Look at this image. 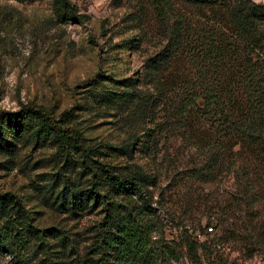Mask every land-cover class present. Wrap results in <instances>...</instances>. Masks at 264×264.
<instances>
[{
	"label": "rangeland",
	"instance_id": "374dc122",
	"mask_svg": "<svg viewBox=\"0 0 264 264\" xmlns=\"http://www.w3.org/2000/svg\"><path fill=\"white\" fill-rule=\"evenodd\" d=\"M233 1L172 0L185 33L173 68L158 77L162 93L147 63L166 48L168 26L152 0H74L83 19L68 22L56 0H0V111L41 108L80 137L76 146L25 128L3 141L0 197L17 208L0 213V264H102L93 248L106 210L92 195L106 189L107 170L153 177L143 194L160 253L154 264H264V165L235 146L210 177L196 175L204 150L176 116L184 88L203 92L206 74L219 79L207 41L230 34ZM132 90L153 99L149 114L133 118L108 100ZM195 236L206 243L191 247Z\"/></svg>",
	"mask_w": 264,
	"mask_h": 264
},
{
	"label": "trees",
	"instance_id": "16d2710c",
	"mask_svg": "<svg viewBox=\"0 0 264 264\" xmlns=\"http://www.w3.org/2000/svg\"><path fill=\"white\" fill-rule=\"evenodd\" d=\"M185 1L197 6L212 3V0ZM152 3L168 26L169 42L163 51L148 61L147 75L163 93L158 77L173 68L174 58L181 52L185 21L180 16L173 18L172 0H152ZM55 6L61 21H82L83 15L78 12L74 0H56ZM228 7L230 34L213 42L207 41L209 52L215 55L212 72L219 79L206 74L208 79L203 92L194 87L184 88L181 105L179 103L176 107L182 135L193 139L204 150L205 159L201 168L196 169V175L207 178L221 161L232 155L235 146L239 147V155L264 165V2L234 0ZM108 100H116L134 118L146 115L145 112L149 114L148 107L153 99L143 91L132 90L118 92ZM200 120H204L207 127L196 128L201 124ZM25 128L40 139L50 138L60 143H72L73 140L78 146L80 137L76 129L59 124L41 108L24 106L18 111H0V147L7 146L3 141H8L7 137L13 133L11 129L21 135ZM147 134L151 136L149 132ZM151 182L153 177L141 170L124 174L107 170L101 183L106 189L93 192L95 201L104 204L106 210L93 248L102 264H112L110 257L118 264H154L160 254L153 246V212L143 194ZM71 193L74 197L77 195L75 191ZM63 197L67 198L66 192ZM140 200L143 204L139 203ZM11 202L7 195L0 197L1 214L7 215L9 208H17L16 204L10 206ZM72 206L76 208L75 203ZM1 214L0 218L3 217ZM16 219L9 216L6 222L15 223ZM26 227L32 234L39 235L40 230L32 224L28 223ZM3 242L0 237V247ZM205 243L197 236L189 242L195 249Z\"/></svg>",
	"mask_w": 264,
	"mask_h": 264
},
{
	"label": "built area",
	"instance_id": "2783aa9c",
	"mask_svg": "<svg viewBox=\"0 0 264 264\" xmlns=\"http://www.w3.org/2000/svg\"><path fill=\"white\" fill-rule=\"evenodd\" d=\"M214 230V227L210 226L208 227V231H213Z\"/></svg>",
	"mask_w": 264,
	"mask_h": 264
}]
</instances>
